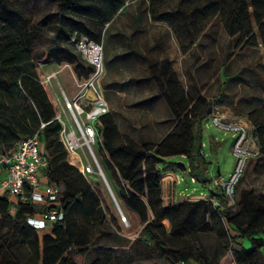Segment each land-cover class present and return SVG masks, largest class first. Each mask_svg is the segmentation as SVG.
Wrapping results in <instances>:
<instances>
[{"label":"trees","instance_id":"16d2710c","mask_svg":"<svg viewBox=\"0 0 264 264\" xmlns=\"http://www.w3.org/2000/svg\"><path fill=\"white\" fill-rule=\"evenodd\" d=\"M17 1L0 0V146L14 147L39 135L42 151L50 161L49 182L59 189L64 218L52 223L49 230H35L27 218L52 207L49 200L19 204L15 209L14 198L5 193L0 197V264H77V257L88 256L87 264H222L231 254L238 264H264V194L244 188L243 179L234 206H226L223 194L211 187L213 181L203 169L204 134L199 126L213 113V103L201 96L191 97L170 61L158 62L149 54L141 56L150 66V77L161 86L173 129L157 144H139L121 132L112 114L101 117L100 163L107 183L115 198L142 225L133 243L137 251L124 261V252L119 249L132 241L119 234L117 218L94 188V176H84L69 162L60 139L62 128L55 120L57 104L38 69L66 61L75 63L85 78H90L95 68L85 62L70 39L87 34L100 41L107 25L112 26L119 13L127 10L129 0H54L56 14L38 24ZM185 1L178 4L176 14L182 22L175 29L189 40L191 55H196L200 34L216 20L235 41L234 48L228 44L225 61L236 51L258 46L255 26L264 33V0H191L196 3L193 9L184 5ZM146 2L150 0H141L134 24L147 11L152 17L150 5L148 10L142 8ZM153 17L157 22L168 21L162 15ZM79 19L91 22L97 33ZM53 25V44L37 52L43 31ZM248 119L260 143V157H264V118ZM173 157L185 159L191 180L208 187L210 199L164 203L161 180L165 167L172 164L167 159ZM174 165L181 168L179 163ZM254 173L264 176V163H257ZM211 199L219 205L214 207ZM164 221L169 222V228ZM204 235L212 236L213 242H206Z\"/></svg>","mask_w":264,"mask_h":264},{"label":"rangeland","instance_id":"374dc122","mask_svg":"<svg viewBox=\"0 0 264 264\" xmlns=\"http://www.w3.org/2000/svg\"><path fill=\"white\" fill-rule=\"evenodd\" d=\"M180 1L152 0L151 3L150 0L149 3L142 5V8L148 10L150 5L152 17L147 11L142 20L134 24L133 18L141 9V0H129L127 10L119 13L112 26L107 25L100 41L84 34L103 46L104 70L99 83L108 103L109 113L114 116L121 132L146 139H151L153 135L154 141L151 139L148 142L156 144L164 139V133H168L173 124L165 98L160 95L161 86L150 77V66L141 54H149L158 62L169 60L185 91L193 98L201 96L211 101L213 111L225 114L226 117L241 115L252 120L253 117L264 118V33L255 26L258 46L251 51H236L225 61L228 44L231 42V48H234L235 41L229 39L224 27L216 20L209 30L200 34L195 47L196 55H191L189 40L175 29L182 22L181 15L176 14ZM17 2L36 24L57 12L54 0ZM184 3L189 9L196 5L191 0ZM154 15H162L168 21L157 22ZM79 21L97 33L91 22L85 19ZM55 34L54 25L44 30L37 42L36 51L42 52L53 44ZM64 39L65 37L61 36V40ZM38 71L42 82L50 88L58 110L65 106V97L74 98L78 93L76 80H88L75 63L66 61L42 66ZM199 129H202L204 134L205 175L211 179L220 166L221 173L228 176L236 164L232 154L234 141L232 133H226L211 125L209 117L202 120ZM96 149L101 161L102 146L96 144ZM183 160L185 159L181 157L167 159V162L172 164L165 167L166 173L161 180L162 194L170 195L172 190H175L178 200L185 201L184 197L191 196L187 197L186 201H198L197 197L209 194L210 189L193 183L187 168L183 170L174 165ZM257 163L262 165L264 157L261 156L251 162L242 186L264 194V176H257L254 173ZM169 173L178 175V184L176 182L168 184L169 177H173ZM94 178L96 192L117 218L120 225L119 234L132 241L128 247L119 249L124 252V261L128 262L130 255L137 251L133 243L142 230V225L134 213L128 211L120 200L119 203L111 195L107 182L101 175L96 174ZM122 215L126 222L123 221ZM163 224L170 227L168 221H164ZM203 239L208 243L213 242L210 235H204ZM75 261L77 264H87L90 257H77Z\"/></svg>","mask_w":264,"mask_h":264},{"label":"built area","instance_id":"2783aa9c","mask_svg":"<svg viewBox=\"0 0 264 264\" xmlns=\"http://www.w3.org/2000/svg\"><path fill=\"white\" fill-rule=\"evenodd\" d=\"M70 43L79 51L85 62L95 68V72L88 80H76L78 93L74 98L65 97V106L58 110L55 120L62 128L60 139L68 153L69 162L84 176L93 177L99 174L106 179L96 149V144L102 146L101 117L109 113L108 103L99 83L104 70L103 46L86 36L80 39L73 36ZM209 121L216 128L232 133L234 139L232 144V154L236 160L234 169L228 176L220 173L211 178L213 181L211 187L220 190L226 199V206L231 208L235 204L237 187L245 178L250 163L261 155L260 143L253 134V125L247 116L226 117L213 111ZM202 154L205 156V152ZM49 166V157L42 151L38 134L20 141L8 152L0 150V170L4 174L0 178V197L7 192L10 193L16 204L15 209L19 204L38 203L45 198L51 203L52 207L40 216L27 218V223L39 231L49 230L52 223L64 218L59 208V189L49 182L47 175ZM192 182L195 183V179H192ZM175 193L169 195V204L184 201L178 200ZM187 197H184L185 201ZM201 199L207 200L210 197ZM211 200L214 207L219 205L216 200ZM122 217L126 222V218L123 215ZM177 264L193 263L179 261ZM230 264L238 263L232 257Z\"/></svg>","mask_w":264,"mask_h":264},{"label":"crops","instance_id":"0c3cea01","mask_svg":"<svg viewBox=\"0 0 264 264\" xmlns=\"http://www.w3.org/2000/svg\"><path fill=\"white\" fill-rule=\"evenodd\" d=\"M136 15H137V13H136ZM225 115V114H224ZM173 128H171L169 131H168V133L172 130ZM168 133H164V135H163V138H165V136L168 134ZM124 134H127V135H129L130 137H132L137 143H139V144H141L142 142H144V141H150L151 139L154 141V136L152 135L151 136V139H146V138H142V136H136V137H134V136H132L131 134H128V133H124ZM158 136H160L161 134H157ZM18 145V143L15 145V146H17ZM14 146V147H15ZM14 147H8V146H0V150L1 151H3V152H8V151H10V150H12ZM218 170H221L220 169V166H218ZM170 175H172L173 177H169V182H168V184L169 183H172V184H174L175 182H176V184H178V182L177 181H179L178 180V175L177 174H174V173H169ZM3 172L0 170V178H2L3 177ZM46 182V181H45ZM162 187H163V182H162ZM175 192V190H172V192H171V194H173ZM208 197H210V193L209 194H207V195H203V194H201V196L200 197H197L198 199H201V198H208ZM168 198H169V195L168 194H164L163 193V200H164V203L166 204V205H168L169 204V200H168ZM246 247H250V244H246ZM231 260H232V254H231V257L230 258H228V260H226V261H223L222 262V264H230L231 263ZM195 264V263H194Z\"/></svg>","mask_w":264,"mask_h":264},{"label":"water","instance_id":"95a60500","mask_svg":"<svg viewBox=\"0 0 264 264\" xmlns=\"http://www.w3.org/2000/svg\"><path fill=\"white\" fill-rule=\"evenodd\" d=\"M90 94H92V93H90ZM178 163H179V165L181 166V168L183 170H185L187 168V166H186V164L184 162H178ZM218 174H220V170H218ZM104 180L107 181L105 178H104Z\"/></svg>","mask_w":264,"mask_h":264},{"label":"bare ground","instance_id":"6f19581e","mask_svg":"<svg viewBox=\"0 0 264 264\" xmlns=\"http://www.w3.org/2000/svg\"><path fill=\"white\" fill-rule=\"evenodd\" d=\"M168 178V177H167ZM107 182V181H106ZM108 184V183H107ZM108 186V188H109V191H110V193L112 192V190H111V188H110V186H109V184L107 185ZM111 195L113 196V197H115L114 196V194H113V192L111 193Z\"/></svg>","mask_w":264,"mask_h":264}]
</instances>
